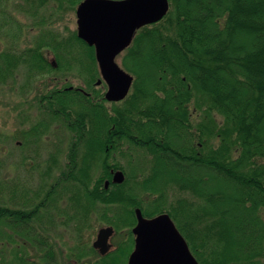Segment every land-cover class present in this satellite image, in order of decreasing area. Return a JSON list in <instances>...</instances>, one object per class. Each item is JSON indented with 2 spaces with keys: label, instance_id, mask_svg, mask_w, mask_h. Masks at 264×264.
I'll use <instances>...</instances> for the list:
<instances>
[{
  "label": "trees",
  "instance_id": "obj_1",
  "mask_svg": "<svg viewBox=\"0 0 264 264\" xmlns=\"http://www.w3.org/2000/svg\"><path fill=\"white\" fill-rule=\"evenodd\" d=\"M81 1L0 0V18L9 19L2 28L11 33L0 51V83L21 67L28 87L55 71L84 81L72 88L44 82L37 92L43 117L32 126L71 133L61 168L75 178L78 263L122 264L116 251L99 254L85 229L89 207L102 203L126 214L138 206L170 213L200 264H264V0H170L169 12L139 28L126 49L134 83L111 107L97 88L94 48L77 30L63 34L39 20L34 42L22 46V24L7 8L36 15L50 3L58 12ZM192 104L203 112L197 121ZM120 133L143 151L127 165L114 158ZM111 169H123L126 179L106 188Z\"/></svg>",
  "mask_w": 264,
  "mask_h": 264
},
{
  "label": "flooded vegetation",
  "instance_id": "obj_2",
  "mask_svg": "<svg viewBox=\"0 0 264 264\" xmlns=\"http://www.w3.org/2000/svg\"><path fill=\"white\" fill-rule=\"evenodd\" d=\"M52 63L57 65L55 61ZM15 129L17 137L25 139L24 144L20 140L16 141V146H25L26 149H21L17 155L14 149H9L11 151L7 156L9 160L4 167V170L8 168V171L5 174L0 171V243L4 244L0 245V264H62L63 262L77 264L74 251L78 221L74 190L76 184L74 176L65 174L61 168L67 163V153L63 154V159L61 158L64 143L48 142L45 145L47 153L38 149L42 146L38 144L39 137L45 136L46 140L55 139V132L60 128L51 126L35 130L33 127L29 128L28 122L21 119ZM51 132H54L55 136H51ZM1 137L3 138L2 134ZM11 137L13 139L15 136ZM58 137L62 138L57 136V139ZM130 148L129 144H125L124 137L120 133V155L126 154L128 160L136 157L134 150L139 148ZM119 161L120 165H124L121 159ZM118 170H122L126 176L123 169H111V178L104 179L105 187L106 181L114 182L113 176ZM86 203L91 206V196ZM99 205L94 209L89 207L85 215V229L89 228L87 230L90 231L91 238L94 222L104 224L101 227L112 226L114 232L109 237L111 247L102 254L100 249L94 246L101 227L97 231L95 240L93 242L90 240V243L101 255L118 252V259H121L122 264L125 260L128 264L135 249L136 234L133 228L138 222L136 209L140 208L143 216L147 218L168 213L165 211L150 215L144 208L138 206L131 209V213L126 214V209L121 206L109 209L102 203ZM120 247L123 248L121 256Z\"/></svg>",
  "mask_w": 264,
  "mask_h": 264
},
{
  "label": "water",
  "instance_id": "obj_3",
  "mask_svg": "<svg viewBox=\"0 0 264 264\" xmlns=\"http://www.w3.org/2000/svg\"><path fill=\"white\" fill-rule=\"evenodd\" d=\"M170 7V0H82L77 6L78 36L95 48L101 73L96 84L106 83L108 101L123 100L134 82L133 74L117 62L118 55L130 46L139 28L162 19ZM125 178L118 170L113 181L122 183ZM109 184L106 181V187ZM136 212V245L128 264H200L170 214L147 218L140 208ZM113 232L112 226L99 229L94 246L102 254L110 249Z\"/></svg>",
  "mask_w": 264,
  "mask_h": 264
},
{
  "label": "rangeland",
  "instance_id": "obj_4",
  "mask_svg": "<svg viewBox=\"0 0 264 264\" xmlns=\"http://www.w3.org/2000/svg\"><path fill=\"white\" fill-rule=\"evenodd\" d=\"M77 6L75 8H69L64 11H54L55 3H50V5L46 6L45 8H42L38 14L33 15L30 13H25L24 11H21L19 7H17L14 3H9L8 5V11L14 14L16 17L15 19L21 22L23 27V33L20 35V40L17 41L18 44L25 46L30 45L34 42L35 37L40 32L41 28L35 23H37L39 20L41 22L45 21V24L51 26L52 28H56L60 30L63 34H67L69 31L77 30L78 24H77ZM171 8V7H170ZM54 19L53 22H46L47 19ZM3 19L5 20L4 23H6L7 18H0V51L4 50L10 45V30L8 28H2ZM12 22V20H10ZM11 25V24H9ZM94 48V47H93ZM95 51V48H94ZM127 53V50H125L121 55L117 57V62L124 68L123 65V57ZM46 54L50 61H55L56 59L54 57V53L51 50H46ZM127 70V69H126ZM128 71V70H127ZM130 72V71H128ZM131 73V72H130ZM132 74V73H131ZM134 76V75H133ZM52 78L53 80H48V78ZM49 81L51 86L58 85L59 87H65V86H84V81L78 76H75V72H72L69 75L64 74L62 71H55L52 72L51 76L47 75L45 78H39L36 80H32V82L29 84V87L26 85L27 82V75H26V68H19L16 79L8 80L7 83H0V134L3 135V138H0V171L2 174L7 173V170H4L5 165L8 163V152L9 149H14V153L17 155L21 149H26L25 146H16V141L20 140L24 144L25 139H20V137H17L16 129L19 125V121L21 119H24L26 122H28L29 128L33 126L36 122H38L39 119L43 117V113L39 107V103L37 101V92L39 90H42V84L44 82ZM97 82V81H96ZM134 83V82H133ZM97 88H101L102 90L106 91V86L104 82L101 85H97ZM201 99L205 100L203 95H200ZM108 107L113 106L112 102L106 103ZM194 104L191 105V110L193 113V120L197 121L201 117V113L199 110L194 108ZM218 120H220L222 117L220 114H215ZM54 130V129H53ZM58 132V135H57ZM51 136H55L54 132H51ZM56 136L55 139H45V136L38 138V144H42V146H39L38 149L44 150L45 153H47L45 149V145L48 142H61L60 144L64 143L63 145V153L61 155V158L63 159L64 155L68 153V147L67 143L70 140L71 133L66 131V129L63 130H57L55 132ZM5 136V138H4ZM11 136H15L13 139H11ZM57 136H62V138ZM30 141V140H29ZM32 141V140H31ZM68 141V142H67ZM66 145V146H65ZM135 156L137 158H140L143 154L142 149L134 150ZM13 153V155H14ZM133 153V152H132ZM19 158V156H16ZM121 159V163L124 165H127L128 156L126 154L120 155V153H115L114 158ZM37 158V157H36ZM29 163V162H28ZM37 173V172H35ZM180 193L178 192V195ZM104 224L95 223L92 226L91 230V241L95 240L96 234L98 229L103 226ZM3 243H0L2 245ZM4 245V244H3ZM97 256H93L84 260H89L88 263L95 260ZM77 264L78 261L76 262ZM81 264V263H80ZM124 264H126V260L124 261Z\"/></svg>",
  "mask_w": 264,
  "mask_h": 264
}]
</instances>
